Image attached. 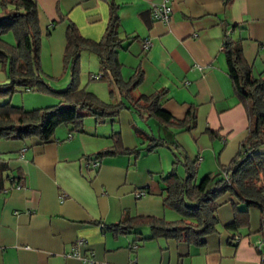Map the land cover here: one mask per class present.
<instances>
[{
  "label": "crops",
  "instance_id": "crops-1",
  "mask_svg": "<svg viewBox=\"0 0 264 264\" xmlns=\"http://www.w3.org/2000/svg\"><path fill=\"white\" fill-rule=\"evenodd\" d=\"M153 1L158 0H36L41 54L44 51L48 58L44 67H51L47 71L59 75L63 67L66 19L62 16L85 38L98 40L109 4L116 3L119 35L124 38L117 51L122 77L141 67L143 78L134 93L165 89L162 106L177 118L194 107L196 125L188 131L162 126L156 134L152 122L160 125L157 120L123 108L118 127L114 119L103 123L94 119L78 131L59 124L44 142L35 136L0 138V264H264L259 210L249 207L244 224L227 228L235 204L245 208L227 192L218 198L216 231L200 244L150 238L146 225L117 235L104 226L117 222L124 212L168 220L179 217L162 201V177L171 170L173 159L166 146L140 155L120 152L95 158L97 150L112 145L113 132L119 133L126 149L146 143L134 127L157 136L174 132L184 152L195 160L197 178L218 172L237 152L248 124L227 71L226 33L241 39L252 72L264 77V0H231L227 5L223 0H170L167 22L153 19ZM144 39L151 42L147 49L142 47ZM84 51L80 53L87 54ZM98 73L90 77L97 78ZM5 81L0 63V82ZM32 96L21 102L15 94L2 99L26 109L55 104ZM78 238L83 242L78 255H73Z\"/></svg>",
  "mask_w": 264,
  "mask_h": 264
},
{
  "label": "trees",
  "instance_id": "trees-1",
  "mask_svg": "<svg viewBox=\"0 0 264 264\" xmlns=\"http://www.w3.org/2000/svg\"><path fill=\"white\" fill-rule=\"evenodd\" d=\"M230 2L223 0L224 5ZM60 19H66L62 58L64 66L69 67L70 80L64 89H54L41 75V28L36 0H0V63L7 74V81L0 82V96L8 97L17 89L28 88L60 97L55 104L30 109L14 105L9 100L1 102L0 138L35 136L44 142L51 138L59 124H69L71 130L78 131L82 129L85 116L92 115L96 123H103L107 118L113 120L122 108H132L144 118L152 117L164 128L188 131L195 127L194 107H188L185 115L177 118L162 106L165 89L150 94L134 93L143 78L141 67H137L128 78L122 77L117 51L124 38L119 35L116 3L109 4L106 25L98 40L85 38L70 19L64 16ZM9 31L13 42L4 37ZM223 44L231 85L245 108L248 121L237 152L227 164L220 165L218 172H207L197 178L195 160L187 156L174 132L157 136L134 127L136 135L146 139V143L132 149L124 148L119 133L113 132L112 145L97 150L95 158L120 152L140 155L158 146L169 147L172 168L162 177V201L179 214L178 218L168 220L152 215L130 216L124 212L117 222L104 225L113 234L129 233L146 225L150 229V238L164 236L200 244L207 234L216 231L218 198L227 192L245 204V208H238L235 204L233 220L225 226L238 228L247 221V209L256 207L260 212L259 230L264 236V151L261 150L264 145V77L252 72L243 55L240 38L226 33ZM82 50L96 54L99 63L97 78L108 77L109 85H113L110 92L116 90L124 101H104L78 86ZM178 163L184 169V176L176 170Z\"/></svg>",
  "mask_w": 264,
  "mask_h": 264
},
{
  "label": "rangeland",
  "instance_id": "rangeland-1",
  "mask_svg": "<svg viewBox=\"0 0 264 264\" xmlns=\"http://www.w3.org/2000/svg\"><path fill=\"white\" fill-rule=\"evenodd\" d=\"M4 37L13 42V36H12V32L9 31L7 33L4 34ZM41 45V43H40ZM83 51V50H82ZM83 53H87V54H81L79 56V64H78V86L79 87H84L86 90H89L91 92H93L96 96H98L100 99L104 100V101H121L124 99L120 96V94L118 92H116V90H114L113 93L110 92L111 89H113V85H109L110 81L108 79V77L106 78H91L90 75L91 74H96L98 73V68H99V63L98 60L96 58V56L89 50H85ZM86 55H92L94 58H89ZM42 58V59H41ZM47 56L45 55L44 51L41 54V46L39 48V61H40V66H41V75L43 76L44 80L49 83L51 85V87H53L54 89H64L67 85V83L69 82V80L67 79V75L70 74V70L68 66H64L63 60H62V65L60 68V74L59 75H53L51 72L47 71L48 67L51 69V67L49 65H47V67H44V62L47 61ZM63 68V69H62ZM66 71V77L64 76V72ZM70 78V77H69ZM12 94H15V96L17 95L19 98V102H21L22 98H26L29 96L32 97H36L38 99V101L40 99L49 101V102H53L56 103L58 102V100L60 99L59 96H57L54 93H50V92H41V91H37V90H31V92H25L22 89H17L16 91H14ZM11 94V95H12ZM11 95L8 97L11 98ZM3 97V96H2ZM2 97L0 96V103L3 102L4 100L2 99ZM48 97V98H46ZM27 101V100H26ZM12 102V101H11ZM28 102V101H27ZM17 105H22L20 103H18ZM23 106V105H22ZM41 106H45V105H41ZM25 107V106H23ZM34 107H38V106H29L28 108H34ZM27 108V107H25ZM123 109V108H122ZM121 109V110H122ZM116 117L118 119H116ZM114 118V120L112 121L113 125H116V127H118V125L120 126L121 121L119 120L118 115ZM109 120V118H107ZM106 119V120H107ZM94 120V117L92 115H88L84 117L83 120V127H87V122ZM141 123L143 124V126H146L144 122L141 121ZM153 130L156 134H158L159 129H163L162 126L158 125L154 120H153ZM161 127V128H160ZM150 130V129H149ZM164 149H167L168 151V156L172 159V154L171 151L169 149V147H165ZM169 158V159H170ZM181 164L178 163L176 165V170L178 171V174L184 176L183 170L180 166ZM177 166H179V169H177ZM182 171V173H181ZM180 175V176H181ZM200 178V177H198Z\"/></svg>",
  "mask_w": 264,
  "mask_h": 264
},
{
  "label": "built area",
  "instance_id": "built-area-1",
  "mask_svg": "<svg viewBox=\"0 0 264 264\" xmlns=\"http://www.w3.org/2000/svg\"><path fill=\"white\" fill-rule=\"evenodd\" d=\"M151 12H152V17L154 20H161V21L167 22L170 17V13H171L170 0L153 1V3L151 4ZM150 45H151L150 40L144 39L142 43L143 49L149 48ZM261 48L264 50V41L261 43ZM94 77H98V75H94ZM142 193L143 191L138 192L139 195ZM82 242L83 241L81 238H78L75 241L71 254L78 255L77 248L80 244H82ZM83 260L91 261V259H88L87 257H83Z\"/></svg>",
  "mask_w": 264,
  "mask_h": 264
}]
</instances>
